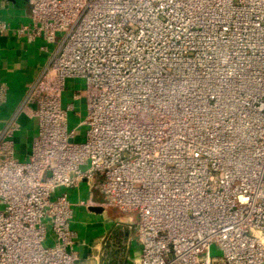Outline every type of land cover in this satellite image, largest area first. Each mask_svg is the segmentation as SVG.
Listing matches in <instances>:
<instances>
[{"label": "built area", "instance_id": "1", "mask_svg": "<svg viewBox=\"0 0 264 264\" xmlns=\"http://www.w3.org/2000/svg\"><path fill=\"white\" fill-rule=\"evenodd\" d=\"M30 3L17 33L60 44L24 100L27 159L18 123L0 128V264L78 263L73 204L56 193L84 179L137 216V264H264V0ZM69 79L86 82L79 141Z\"/></svg>", "mask_w": 264, "mask_h": 264}, {"label": "crops", "instance_id": "2", "mask_svg": "<svg viewBox=\"0 0 264 264\" xmlns=\"http://www.w3.org/2000/svg\"><path fill=\"white\" fill-rule=\"evenodd\" d=\"M2 23L7 24L4 30ZM31 24L30 0H0V88H5V100L0 103V128L12 119L18 123L14 141L21 160L28 158L38 133L37 119L31 114L35 105L24 101L27 91L48 69L60 44V39L46 43L41 38L29 40L17 33L19 26ZM78 80L69 79L67 84L72 81L76 85ZM78 92L85 96V90ZM63 191L68 192L74 209L72 226L78 233L74 247L79 256L77 264H137L140 256L137 230L133 239L124 231L122 225L127 219L117 217L111 207L104 206L105 196L97 188L96 180L84 179L78 186L59 189L56 194ZM108 211H113L116 224L104 229V222L96 217L103 213L108 218ZM106 245L109 247L105 248Z\"/></svg>", "mask_w": 264, "mask_h": 264}, {"label": "rangeland", "instance_id": "3", "mask_svg": "<svg viewBox=\"0 0 264 264\" xmlns=\"http://www.w3.org/2000/svg\"><path fill=\"white\" fill-rule=\"evenodd\" d=\"M77 84L75 85L72 81L66 85V88L63 92V99L62 104L63 107H67L68 104L73 103L75 105L74 109L69 110L68 113V127L69 130L76 129V140H82L86 135L87 125L83 123L86 113H87V98L82 96L79 99L74 98V94L78 91L85 90L86 82L84 79L76 81ZM117 217L119 218H126L128 222L122 225L124 231L129 233L130 238L135 237V233L137 230V216L134 214H123L118 209L111 207ZM108 218H106L103 213L97 214V219L101 222H104V229H110L111 227L115 226V220L113 218V211H108L107 213ZM48 245L47 243H45ZM105 248L109 247V245L104 246ZM105 252H107L105 250ZM211 255L212 256H220L222 255V251L218 245L213 244L211 247Z\"/></svg>", "mask_w": 264, "mask_h": 264}]
</instances>
